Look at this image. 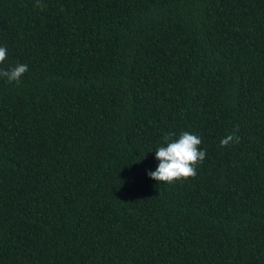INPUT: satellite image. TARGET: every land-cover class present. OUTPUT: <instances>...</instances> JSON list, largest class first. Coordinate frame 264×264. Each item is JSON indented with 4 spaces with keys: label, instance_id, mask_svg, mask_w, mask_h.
I'll return each mask as SVG.
<instances>
[{
    "label": "trees",
    "instance_id": "obj_1",
    "mask_svg": "<svg viewBox=\"0 0 264 264\" xmlns=\"http://www.w3.org/2000/svg\"><path fill=\"white\" fill-rule=\"evenodd\" d=\"M0 47V264H264V0H0Z\"/></svg>",
    "mask_w": 264,
    "mask_h": 264
},
{
    "label": "clouds",
    "instance_id": "obj_2",
    "mask_svg": "<svg viewBox=\"0 0 264 264\" xmlns=\"http://www.w3.org/2000/svg\"><path fill=\"white\" fill-rule=\"evenodd\" d=\"M7 58V50L0 47V64ZM28 71V65L18 63L8 70L0 69V77L7 82L20 83L23 75ZM174 133L164 137L166 146L155 150V158L159 161L155 171H148L147 175L157 181L172 184L175 181L187 180L196 176V165L206 157V150L199 148L202 140L190 132H182L178 138L173 139ZM239 135L236 132L226 135L220 140L221 147L238 144ZM138 161V160H137Z\"/></svg>",
    "mask_w": 264,
    "mask_h": 264
}]
</instances>
